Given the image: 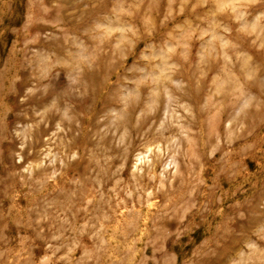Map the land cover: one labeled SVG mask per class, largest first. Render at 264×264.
I'll use <instances>...</instances> for the list:
<instances>
[{
    "label": "rangeland",
    "instance_id": "obj_1",
    "mask_svg": "<svg viewBox=\"0 0 264 264\" xmlns=\"http://www.w3.org/2000/svg\"><path fill=\"white\" fill-rule=\"evenodd\" d=\"M0 264H264V0H0Z\"/></svg>",
    "mask_w": 264,
    "mask_h": 264
}]
</instances>
